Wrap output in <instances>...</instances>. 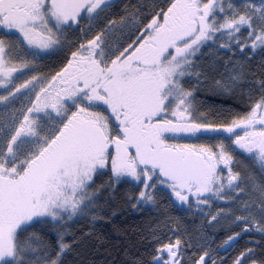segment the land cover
<instances>
[{"label":"snow or ice","instance_id":"snow-or-ice-1","mask_svg":"<svg viewBox=\"0 0 264 264\" xmlns=\"http://www.w3.org/2000/svg\"><path fill=\"white\" fill-rule=\"evenodd\" d=\"M0 264H264V0H0Z\"/></svg>","mask_w":264,"mask_h":264},{"label":"trees","instance_id":"trees-1","mask_svg":"<svg viewBox=\"0 0 264 264\" xmlns=\"http://www.w3.org/2000/svg\"><path fill=\"white\" fill-rule=\"evenodd\" d=\"M219 102H223V101H217ZM129 216L131 217V219H129ZM129 216L123 217L122 219H125L128 221V224H134V223H139L140 218L139 217H135V216H131V214H129ZM119 223V221L117 222ZM124 227V226H122ZM105 236L107 238V241H109L111 243V245H117L119 243H123L124 242V238H125V233L123 231H112L109 230L105 233ZM109 251L112 252V256H109L108 259L111 261L113 257L118 256L119 253L117 252V250L113 249V248H109ZM101 260L104 259L103 256L100 257Z\"/></svg>","mask_w":264,"mask_h":264}]
</instances>
